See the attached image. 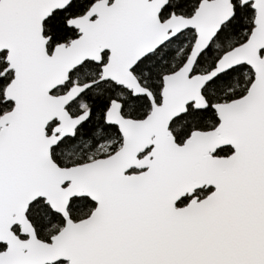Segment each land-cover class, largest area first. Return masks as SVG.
Wrapping results in <instances>:
<instances>
[{
  "label": "snow or ice",
  "instance_id": "snow-or-ice-1",
  "mask_svg": "<svg viewBox=\"0 0 264 264\" xmlns=\"http://www.w3.org/2000/svg\"><path fill=\"white\" fill-rule=\"evenodd\" d=\"M0 264H264V0H0Z\"/></svg>",
  "mask_w": 264,
  "mask_h": 264
}]
</instances>
